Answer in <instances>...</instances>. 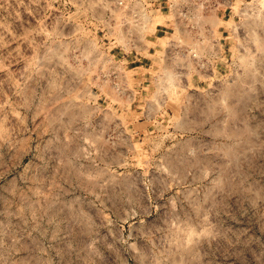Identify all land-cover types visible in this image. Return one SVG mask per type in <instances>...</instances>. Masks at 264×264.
<instances>
[{
    "label": "rangeland",
    "instance_id": "rangeland-1",
    "mask_svg": "<svg viewBox=\"0 0 264 264\" xmlns=\"http://www.w3.org/2000/svg\"><path fill=\"white\" fill-rule=\"evenodd\" d=\"M0 264H264V0H0Z\"/></svg>",
    "mask_w": 264,
    "mask_h": 264
},
{
    "label": "crops",
    "instance_id": "crops-1",
    "mask_svg": "<svg viewBox=\"0 0 264 264\" xmlns=\"http://www.w3.org/2000/svg\"><path fill=\"white\" fill-rule=\"evenodd\" d=\"M159 24H162V23H159ZM159 24L157 25V26H155V27H153L152 26V31H155V29H156V32L160 29L159 28ZM144 58H146V56L144 55ZM138 59H141V58H138ZM134 61V60H133ZM145 64L147 63V61H145L144 62ZM145 64H143V65H136L134 68H138V70H142L141 68L143 67V66H145Z\"/></svg>",
    "mask_w": 264,
    "mask_h": 264
}]
</instances>
